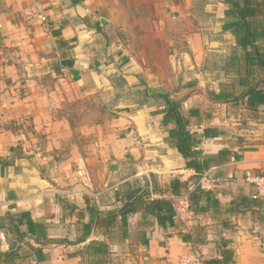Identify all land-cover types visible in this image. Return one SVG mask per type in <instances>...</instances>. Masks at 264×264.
<instances>
[{"label":"crops","instance_id":"obj_1","mask_svg":"<svg viewBox=\"0 0 264 264\" xmlns=\"http://www.w3.org/2000/svg\"><path fill=\"white\" fill-rule=\"evenodd\" d=\"M229 7L0 0V264H264V197L242 181L264 168V102L247 94L264 69ZM104 92L109 119L66 111ZM157 95L180 104L199 170Z\"/></svg>","mask_w":264,"mask_h":264},{"label":"trees","instance_id":"obj_2","mask_svg":"<svg viewBox=\"0 0 264 264\" xmlns=\"http://www.w3.org/2000/svg\"><path fill=\"white\" fill-rule=\"evenodd\" d=\"M229 4L227 16L231 21L228 24L229 30L235 36L238 46L245 51V60L248 64L264 69V47L260 44L264 41V24L257 19L259 15L264 16V3L261 0H223ZM254 98L264 102V91L252 89L249 93ZM154 98L164 102L163 124H172L169 136L175 141L177 151L186 160L189 167L199 170L198 163L194 156L197 154L193 147L198 144L187 130V120L181 114L180 104L170 100L165 95H157ZM227 257L230 251L225 252ZM226 259V257H225ZM228 264L227 262H225ZM222 261L211 260L208 264H225Z\"/></svg>","mask_w":264,"mask_h":264},{"label":"rangeland","instance_id":"obj_3","mask_svg":"<svg viewBox=\"0 0 264 264\" xmlns=\"http://www.w3.org/2000/svg\"><path fill=\"white\" fill-rule=\"evenodd\" d=\"M261 1H263L264 3V0H261ZM111 101H112V98L110 96V93L107 94L106 92H104L102 97L78 100L74 104H71L69 107H66V111L69 110L70 114L77 115V116L78 115L82 116L84 113L86 114L90 112L91 117H94L95 115L98 114L100 110L103 109V119H109L111 115L112 116L114 115L113 114V111H114L113 104ZM133 136L135 137L137 135L133 133L132 137Z\"/></svg>","mask_w":264,"mask_h":264},{"label":"built area","instance_id":"obj_4","mask_svg":"<svg viewBox=\"0 0 264 264\" xmlns=\"http://www.w3.org/2000/svg\"><path fill=\"white\" fill-rule=\"evenodd\" d=\"M26 18L27 20H40V21H44L45 18L43 16V14L41 12H38L37 10H28L26 12ZM130 135L132 136L133 133H130ZM133 140L135 141L136 144L141 145L142 142L140 141V139L137 136H133ZM242 181L248 184L253 185V187L255 188L256 191V197H264V168L261 172L259 173H251V172H246L242 178ZM205 184L208 183V181L206 180L204 182Z\"/></svg>","mask_w":264,"mask_h":264}]
</instances>
